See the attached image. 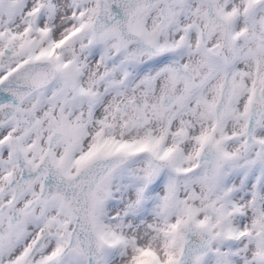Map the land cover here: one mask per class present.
Here are the masks:
<instances>
[{
  "label": "snow or ice",
  "instance_id": "snow-or-ice-1",
  "mask_svg": "<svg viewBox=\"0 0 264 264\" xmlns=\"http://www.w3.org/2000/svg\"><path fill=\"white\" fill-rule=\"evenodd\" d=\"M0 264H264V0H0Z\"/></svg>",
  "mask_w": 264,
  "mask_h": 264
}]
</instances>
